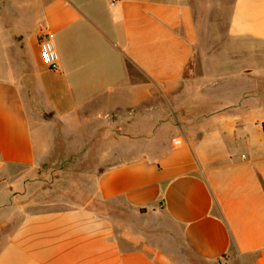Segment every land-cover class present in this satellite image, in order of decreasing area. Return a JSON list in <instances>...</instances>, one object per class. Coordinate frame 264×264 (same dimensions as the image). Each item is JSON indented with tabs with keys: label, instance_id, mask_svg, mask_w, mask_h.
Instances as JSON below:
<instances>
[{
	"label": "crops",
	"instance_id": "crops-1",
	"mask_svg": "<svg viewBox=\"0 0 264 264\" xmlns=\"http://www.w3.org/2000/svg\"><path fill=\"white\" fill-rule=\"evenodd\" d=\"M45 114L100 162L27 210ZM0 264H264V0H0Z\"/></svg>",
	"mask_w": 264,
	"mask_h": 264
},
{
	"label": "rangeland",
	"instance_id": "rangeland-1",
	"mask_svg": "<svg viewBox=\"0 0 264 264\" xmlns=\"http://www.w3.org/2000/svg\"><path fill=\"white\" fill-rule=\"evenodd\" d=\"M222 1L224 4L226 3V9L229 10L233 0ZM219 32H224V30L220 29ZM202 36H208V31L203 30ZM121 115L123 114L118 113V116ZM44 116L52 124L42 127V132L45 135L53 134L54 141L49 139L48 142L43 143V152L40 153V159L35 168H20V172L43 184L30 185L29 193L22 195L21 199L24 205L29 203L26 198L37 200L39 203L34 204L33 202L27 210L62 208L85 199L89 191L92 190L93 185L80 184L83 182L93 183L97 164L100 162L96 152L91 150L94 149L95 143H69L64 141L62 139L63 127L60 122L56 119L53 122L54 118L49 114ZM85 144L90 148L89 152L81 151V147ZM117 206L126 210V213L118 211L116 214L118 219L127 221L128 227L136 228V226L144 225L131 211L125 209L121 200H117ZM187 252L185 245L180 242V251L179 253L175 252L173 256H184Z\"/></svg>",
	"mask_w": 264,
	"mask_h": 264
},
{
	"label": "built area",
	"instance_id": "built-area-1",
	"mask_svg": "<svg viewBox=\"0 0 264 264\" xmlns=\"http://www.w3.org/2000/svg\"><path fill=\"white\" fill-rule=\"evenodd\" d=\"M118 0H109L111 5H114ZM54 33L48 32L40 41L41 51L44 61L50 69L58 68V52L55 48Z\"/></svg>",
	"mask_w": 264,
	"mask_h": 264
}]
</instances>
